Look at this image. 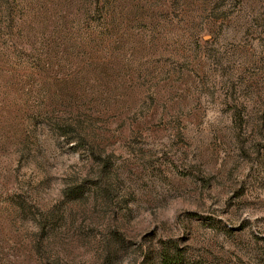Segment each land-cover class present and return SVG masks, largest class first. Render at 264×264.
Here are the masks:
<instances>
[{
  "label": "rangeland",
  "instance_id": "374dc122",
  "mask_svg": "<svg viewBox=\"0 0 264 264\" xmlns=\"http://www.w3.org/2000/svg\"><path fill=\"white\" fill-rule=\"evenodd\" d=\"M113 4L82 141L0 44V264H264V0Z\"/></svg>",
  "mask_w": 264,
  "mask_h": 264
},
{
  "label": "trees",
  "instance_id": "16d2710c",
  "mask_svg": "<svg viewBox=\"0 0 264 264\" xmlns=\"http://www.w3.org/2000/svg\"><path fill=\"white\" fill-rule=\"evenodd\" d=\"M116 24L113 0H82L70 9L38 1L30 4L28 0H0L3 50L9 55L15 52L28 55L31 58L28 80L37 81L41 88L46 83L54 86L52 94L44 95L50 99L48 106H53L45 112L51 113L57 130L74 133L70 137L72 141H82L78 132L83 133L82 123L87 117H81L86 106L78 93L77 76L71 69H76L78 65H74L81 58L87 64L95 63L91 55L98 40L112 38ZM72 56H76L75 62L71 61L70 58L75 59ZM52 112L59 115L53 116ZM171 256L166 247L159 258L170 264Z\"/></svg>",
  "mask_w": 264,
  "mask_h": 264
}]
</instances>
